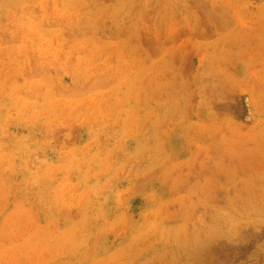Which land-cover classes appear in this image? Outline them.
<instances>
[{
    "label": "rangeland",
    "instance_id": "rangeland-1",
    "mask_svg": "<svg viewBox=\"0 0 264 264\" xmlns=\"http://www.w3.org/2000/svg\"><path fill=\"white\" fill-rule=\"evenodd\" d=\"M0 264H264V0H0Z\"/></svg>",
    "mask_w": 264,
    "mask_h": 264
}]
</instances>
